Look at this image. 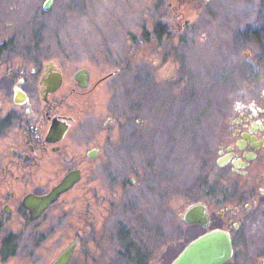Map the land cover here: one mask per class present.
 <instances>
[{"label": "flooded vegetation", "instance_id": "af4514ba", "mask_svg": "<svg viewBox=\"0 0 264 264\" xmlns=\"http://www.w3.org/2000/svg\"><path fill=\"white\" fill-rule=\"evenodd\" d=\"M180 17L168 24L172 35L180 32ZM22 30L20 22L0 21V264H53L72 244L66 264H98L100 220L120 208L118 197L140 184L122 179L111 189L112 198L99 192L100 168L106 165L100 139L110 137L115 122L107 112L102 120L95 94L119 69L98 77L85 67L68 70L60 57L41 54L32 32L26 38ZM231 36L238 54L251 43L244 57L249 68L242 72L244 84L232 90L239 100L231 114L221 106L222 120L197 159L195 135H190L196 170L183 191L189 202L180 212L173 207L181 229L165 241L159 232L155 264L157 259L163 264L165 247L176 249L170 264L191 240L214 230L225 233L232 248L221 264H264V14L233 29ZM153 43L147 39L136 45L148 51ZM155 168L161 167H143ZM73 172L77 178L69 188L47 206L39 204ZM150 186L145 182L149 193ZM172 187L157 188L161 212L177 188ZM137 204L132 201L131 207ZM191 209L196 218L188 221ZM90 230L93 235L87 234ZM117 234L124 255L147 254L125 223Z\"/></svg>", "mask_w": 264, "mask_h": 264}, {"label": "rangeland", "instance_id": "374dc122", "mask_svg": "<svg viewBox=\"0 0 264 264\" xmlns=\"http://www.w3.org/2000/svg\"><path fill=\"white\" fill-rule=\"evenodd\" d=\"M46 1L0 0V21L20 22L21 36L32 32L41 54L60 57L68 70L85 67L98 77L119 69L95 94L102 120L107 112L115 122L110 137L100 139L106 165L100 168L99 192L112 198L111 189L122 179L140 184L130 187V195L118 197L120 208L100 220L98 264H141L140 257L155 264L159 232L165 241L181 229L173 207L180 212L189 202L183 191L196 170L190 135H195L197 159L222 120L221 106L231 114L239 100L235 89L244 84L242 72L249 69L244 57L251 43L238 54L231 32L259 20L264 0H52L44 9ZM177 10L180 32L160 40L169 29L164 25L156 32L155 27ZM147 39L154 43L141 51L136 44ZM151 160L159 171L143 169ZM163 184L177 188L161 212L157 188ZM132 201L138 204L131 207ZM121 223L147 254L122 253L117 234ZM87 234L93 235L91 230ZM175 251L164 248L163 264Z\"/></svg>", "mask_w": 264, "mask_h": 264}, {"label": "water", "instance_id": "95a60500", "mask_svg": "<svg viewBox=\"0 0 264 264\" xmlns=\"http://www.w3.org/2000/svg\"><path fill=\"white\" fill-rule=\"evenodd\" d=\"M52 0H47L44 9H49ZM87 75V74H86ZM76 173L67 176L58 186L49 194L39 198V204L47 206L55 200L59 194L65 191L73 180H76ZM195 209V208H194ZM191 209L188 212L187 220H194L192 216L195 211ZM74 245H70L53 264H66L73 253ZM232 251L229 237L220 230H214L202 234L191 240L181 252L172 260L170 264H221L230 256Z\"/></svg>", "mask_w": 264, "mask_h": 264}, {"label": "trees", "instance_id": "16d2710c", "mask_svg": "<svg viewBox=\"0 0 264 264\" xmlns=\"http://www.w3.org/2000/svg\"><path fill=\"white\" fill-rule=\"evenodd\" d=\"M184 1H186V0H184ZM176 9H178V7L176 8ZM178 11V10H177ZM174 13L172 12L171 13V15L170 16H168V14H166V16L163 18V21H160V22H158V24H157V26L155 27V31L156 32H158L159 31V27L161 26H164V25H166L167 26V28L169 29V23L172 21V19H173V21L174 22H178L177 21V15H180L181 16V14L178 12V14L177 15H173ZM147 33H148V31L146 32V31H144V35L145 36H147ZM170 35H171V31H170V29H169V34L167 33V34H165V35H159L158 36V38L161 40L162 38H170Z\"/></svg>", "mask_w": 264, "mask_h": 264}]
</instances>
